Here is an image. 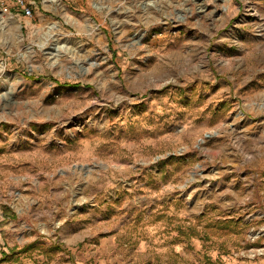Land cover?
<instances>
[{
  "label": "rangeland",
  "instance_id": "obj_1",
  "mask_svg": "<svg viewBox=\"0 0 264 264\" xmlns=\"http://www.w3.org/2000/svg\"><path fill=\"white\" fill-rule=\"evenodd\" d=\"M0 264H264V0H0Z\"/></svg>",
  "mask_w": 264,
  "mask_h": 264
},
{
  "label": "built area",
  "instance_id": "obj_2",
  "mask_svg": "<svg viewBox=\"0 0 264 264\" xmlns=\"http://www.w3.org/2000/svg\"><path fill=\"white\" fill-rule=\"evenodd\" d=\"M21 2H22V0H21ZM26 11H27V12H29V11H30V9L26 7Z\"/></svg>",
  "mask_w": 264,
  "mask_h": 264
}]
</instances>
